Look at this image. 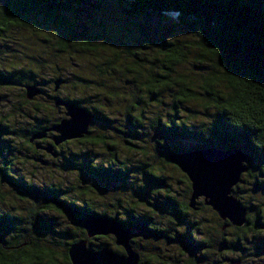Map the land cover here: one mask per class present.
I'll return each mask as SVG.
<instances>
[{"label": "trees", "instance_id": "1", "mask_svg": "<svg viewBox=\"0 0 264 264\" xmlns=\"http://www.w3.org/2000/svg\"><path fill=\"white\" fill-rule=\"evenodd\" d=\"M108 1L0 0V88L23 89L21 98L29 110L25 120L34 124L24 135L25 143L31 148L33 135L65 119L66 109L58 101L77 104L92 114L89 134L55 150L77 173L83 192L95 190L103 196L98 182L131 196L125 204L121 197L104 203L116 211L98 210L91 202L70 199L63 189L40 187L19 177L5 163L12 146L2 137L15 133L0 121L1 182L37 207L25 218L0 210V264H72L69 249L82 240L92 251L108 248L125 254L112 236L89 239L83 228L87 217L112 219L128 230L139 264H146V258L137 246V235L152 246L176 242L191 264H264V0H111L126 4L125 20L137 28L129 43L105 36V24L98 27ZM153 16L162 21L175 18L177 29L159 32L149 24ZM111 27L109 32L114 31ZM22 35L28 37V45L21 43ZM66 62L71 68H61ZM52 66L55 80L41 74ZM57 80L63 84L55 92ZM28 85H36L43 94L28 101L24 90ZM70 85L73 96L62 97L61 89ZM86 93L107 104L103 109L90 106L83 97ZM123 93L128 94L120 112L125 124L113 126L118 119L107 113L116 108L103 94L114 98ZM96 123L143 151L145 160L127 164L107 141L110 138L93 134ZM147 133L153 138L150 155L140 145ZM50 137H55L53 132L43 143L52 145ZM87 142L104 145L111 158L96 162L90 156L73 153L72 159L64 154L68 145ZM211 148L241 149L248 156V172L232 193L248 211L242 228L222 222L202 199L191 208V182L171 162L176 155ZM175 181L188 191L180 203ZM152 190L161 192L155 195ZM205 211L217 225L206 226L203 217L194 218ZM53 212L74 221L79 234L64 244L44 237L54 232L53 218L48 217ZM225 225L228 229L223 231Z\"/></svg>", "mask_w": 264, "mask_h": 264}, {"label": "rangeland", "instance_id": "2", "mask_svg": "<svg viewBox=\"0 0 264 264\" xmlns=\"http://www.w3.org/2000/svg\"><path fill=\"white\" fill-rule=\"evenodd\" d=\"M122 8L124 9L123 12H121ZM125 8H127L126 4H118L117 2L114 3L111 0L108 1V3H106L103 8V10L105 11L103 17L105 19H101L100 21L98 20V27H100L101 24H105L106 28L104 29V31L108 33L105 36L110 35L112 36V38H121L124 40V42L129 43L132 39V32H136L132 29L137 28L132 27L133 24H130L126 21L128 20V13L124 12L126 10ZM116 14H118L119 16L116 17ZM152 19L153 21H151L149 24L151 25V27L155 26L157 30H159V32L161 33L171 31L170 27H175L177 29V22L175 21V18H163L164 21H162L160 17L153 16ZM110 26H112L111 28H114V31L109 32ZM148 28L149 27H146V30ZM122 32L125 36H122ZM177 34H180V32H178ZM24 36H21V43H27L28 45V37L23 38ZM93 59L94 58H92V60ZM97 61L100 60L97 59ZM78 63L82 65L85 63V61L79 60ZM96 63L98 62L94 61V64ZM58 65V67H60V64ZM68 65L69 68H71L69 62H66L65 64L62 63L61 66L63 67L61 68L67 67ZM53 71L57 72L52 66L49 67V70L41 72V74H44L45 78L49 80H55L54 75L51 76V73ZM72 82L76 83L77 80L73 78ZM105 83L107 84L109 83V81L105 80L104 84ZM71 86L72 85H70L67 89H61L60 95L62 97H65L67 94L71 95L69 90ZM22 91V88H0V121L3 123V125H6L8 127L9 131L15 133V135L5 134L2 136L3 138H5V140L11 142L10 145L12 146V150L11 152H9V154L6 155V157L10 160L11 168L13 169L14 173L18 174L19 177H24L26 180H30L31 182L40 187H54L63 189L68 192L66 195L67 197L69 196L70 199H77L83 202H91L94 204V207L98 210H110L112 212L116 211L115 208L113 209L110 207H105L104 203L108 202V200L110 202H114V200L118 197L124 198L123 202L125 204L126 200L128 199L127 197L131 198L129 193L119 194L115 189L110 188L108 186H104L98 182L96 183L97 191L100 190L98 192L104 194L103 196L98 195L95 190H93L94 192L90 190L89 192L87 191L88 193L83 192V185L79 184V178L77 173H75V171L73 170H70L59 155L57 158H52L50 156L42 157V153L35 154L33 149L29 148V146L25 143L24 135L30 129L34 128V124L31 123L29 120H25L27 118L25 114L28 113L29 110L23 104L21 98V95L23 94ZM48 91V93L50 94L53 93L51 88ZM103 95V99L107 98L108 105H114L116 108V110H112L110 111V113H107L110 118H113V120L115 117H117L118 119V121H114L111 125L115 126L117 124L122 127L125 122L120 112H122L125 108V106L123 107L122 105L125 104L123 101L124 98L128 97V94L123 93L121 97H117L115 95L114 98H112L108 94ZM77 96L78 95H75V97ZM83 97L85 98L87 103H90V106H97L103 109V104H107L106 102H99L98 95H92L91 97H89L88 93H86ZM99 105H101L102 107ZM91 130L94 135L100 134L102 136L110 138L107 141L115 145L114 150H117L118 155L121 157L122 160L126 161V163L128 162L130 165H138L140 161L145 160V155L143 154V151L131 148L124 142V138H122L119 134H116V132L114 133L112 130H108L105 126H101L100 123L93 124ZM149 135L150 133H147L146 138H144L145 142L140 143L141 146H145V150H147V155L151 154V143L153 142V138ZM64 152V154H66L68 157L70 156L72 159H76V157L72 156V154L74 153L78 156H90L96 162L107 161L109 158H111L112 155V152L108 150L104 145L99 143L92 145L88 142L82 145L70 144L64 148ZM35 158H43L44 160H46L47 164L45 166L39 165L34 162ZM173 179L176 180V176L173 177ZM174 185V188L176 190L175 197L180 203L185 199L188 194V191L184 183L175 181ZM150 188L149 190L152 189ZM160 192L153 191L151 193L157 195ZM36 208L37 207L34 202L30 200H21V198H19L13 193V191H11L8 185L2 184L0 179V210L2 209L12 214H18L21 217L25 218L29 216V214L33 210H36ZM201 214L196 217H192L196 219L199 218V220L203 217L207 221V223L205 224L206 226L213 227V224L217 225L216 220L208 211H205ZM48 215V217L53 218L54 232L46 233L44 237L54 240L53 242H59L61 244H64L65 242H68L70 238H73L75 237V235L79 234V229L76 223L71 219L67 218L65 215H61L59 214V212H53ZM227 229L228 227H225L224 231H226ZM67 233L70 234V237L68 238L67 235H65ZM110 241L107 242L111 244ZM136 242L137 246L141 248L142 252L145 254V257H142L146 258V264H191L187 255L182 251L180 245L176 242H171L168 244L160 242L157 244V246H152L150 245L151 243H149L147 240H145L139 235L136 236ZM138 247L137 249L135 248V250L138 251ZM112 248L114 250L118 249L115 245H113ZM247 264H252V261H249Z\"/></svg>", "mask_w": 264, "mask_h": 264}, {"label": "water", "instance_id": "3", "mask_svg": "<svg viewBox=\"0 0 264 264\" xmlns=\"http://www.w3.org/2000/svg\"><path fill=\"white\" fill-rule=\"evenodd\" d=\"M62 84V80L54 82L55 92ZM24 90L26 99L30 102L43 94L36 85L25 86ZM57 104L66 109L65 119L52 129L33 135L30 142L45 139L48 133L53 132L56 134L54 144L59 146L68 141L80 140L89 134L93 118L88 110L72 102L58 101ZM47 152L52 153L53 147H49ZM171 162L191 182V208H195L197 200L203 198L204 204L221 220L238 228L246 225L248 211L232 195L233 189L241 182V176L248 172V156L243 150L222 151L211 148L176 155L171 158ZM83 228L89 239L98 236L114 237L116 245L125 254L117 255L108 248L92 251L88 248L87 240H82L72 244L69 249L72 264H139V255L134 252L130 243V232L115 220L87 217Z\"/></svg>", "mask_w": 264, "mask_h": 264}, {"label": "flooded vegetation", "instance_id": "4", "mask_svg": "<svg viewBox=\"0 0 264 264\" xmlns=\"http://www.w3.org/2000/svg\"><path fill=\"white\" fill-rule=\"evenodd\" d=\"M51 133V132H50ZM54 135H55V137H56V134L55 133H53ZM55 137H50V141L51 142H53V144L52 145H46V144H44L43 142H44V140H47L48 138H49V133H48V135H47V137L45 138V139H42V140H36V141H34V142H29V144L31 145V148L32 149H34V153L35 154H37V153H42V157H47V156H50V157H52V158H57L58 157V153H57V150H55V144H54V138ZM63 144H65V143H63ZM62 145V144H61ZM60 146V145H59ZM49 147H53V152L52 153H48L47 152V149L49 148ZM54 154H56V156H54ZM40 161H42L43 163H41ZM34 162H36L37 164H39V165H42V166H45L46 164H47V162H46V160H44L43 158H35L34 159ZM5 163H6V165H8L9 166V168L11 169V170H13L12 168H11V164H10V160L9 159H6V161H5ZM9 163V164H8ZM203 201H204V199L203 198H201ZM220 218V217H219ZM221 220V219H220ZM222 222H227V221H223V220H221ZM227 228V225H225L224 227H223V231H224V228Z\"/></svg>", "mask_w": 264, "mask_h": 264}]
</instances>
